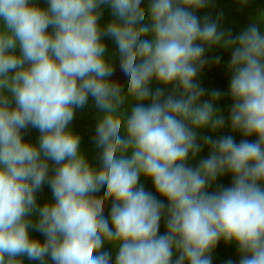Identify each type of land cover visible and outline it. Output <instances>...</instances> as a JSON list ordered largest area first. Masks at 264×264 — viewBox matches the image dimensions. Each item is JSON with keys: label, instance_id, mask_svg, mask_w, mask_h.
Segmentation results:
<instances>
[{"label": "clouds", "instance_id": "1", "mask_svg": "<svg viewBox=\"0 0 264 264\" xmlns=\"http://www.w3.org/2000/svg\"><path fill=\"white\" fill-rule=\"evenodd\" d=\"M46 4L0 0V264H111L113 254L115 264H212L221 240L235 243L239 264H264V11L233 36L220 28L222 13L196 14L209 0ZM103 6L113 19L101 27ZM102 37L117 46L123 85L109 79L115 66ZM215 47L231 50V129L257 139L204 136L210 154L193 168L198 130L226 124L214 107L221 91L202 100L197 80ZM153 79L171 92L153 91ZM89 97L102 113L93 137L99 168L70 128ZM30 127L38 144L23 138ZM226 173L231 186L209 192ZM141 175L167 204L139 184ZM45 183L54 202L40 206Z\"/></svg>", "mask_w": 264, "mask_h": 264}, {"label": "trees", "instance_id": "2", "mask_svg": "<svg viewBox=\"0 0 264 264\" xmlns=\"http://www.w3.org/2000/svg\"><path fill=\"white\" fill-rule=\"evenodd\" d=\"M41 7H46V0H37ZM148 0H142V5L147 6ZM103 15L100 18V25L104 27L109 23L113 17L111 14L110 8L107 6H103L102 8ZM261 11H264V0H250V3L247 5H241L238 0H209V5L197 11V15L203 18L205 15L209 16L213 20L222 13V17L220 20V28L222 30H231L233 36L239 34L244 28H246L249 23L252 21L254 17H256ZM51 31V28L49 29ZM261 31L264 33V25L261 26ZM105 45H106V54L111 57V61L115 65H119V53L117 50V46L115 42L109 37H102ZM214 56H220L221 60L219 64H215L211 61V58ZM205 57L209 60V63L205 65V67L200 71L197 76V80L199 81L201 87L206 90L205 96L202 98L208 99L209 94L212 90H220L222 93L221 99L217 101L214 105L215 108L221 111V114L224 116L226 120V124L223 128L218 129L216 131L211 130V128H202L198 130V138L197 142L202 145V150L197 154L196 157L189 156L187 161L188 165L195 168L200 160L206 158L210 154V149L208 146L203 144V140L201 139L204 136H211L213 139H216L221 136L232 135L237 143H239L242 139H248L249 141H255L257 139L256 136L251 137H244L241 133L234 132L231 129L230 122H229V114H230V107L232 104V100L230 95H228L229 89V81H230V72L228 71L227 65L230 61L231 57V50L224 49L222 47H215L209 50H206ZM125 81L123 84L126 83L127 77L125 76ZM151 89L155 91L156 88H164L165 94H169L172 90V86H164L158 83L155 79L151 82L150 85ZM94 107L95 104L93 103ZM90 105H86L82 109L75 110V117L70 124V128L75 134H78L81 138L80 149L82 153L85 155L87 161L90 165H94L93 160H96V152L99 150L95 146L87 145L88 142L93 141V137L95 135V128H96V118L95 113L100 112L99 109L96 108L94 112H92L93 108ZM126 108L130 113V104H126L122 106ZM23 132V130H22ZM40 133L38 130L34 128H29L26 132H23V138L25 141L31 142L33 144H38V137ZM88 149L89 151H86ZM50 165V175L51 169L55 167V165L49 161ZM139 182L143 185L144 189L157 197V199H161L167 204L165 198L161 197L155 190L153 182L151 179L146 178L145 176L141 175L139 178ZM232 184V176L231 174H224L217 178V180L208 188L209 192L215 191L218 186L229 187ZM106 187V185H105ZM41 190H47L52 194L51 188L47 183H45ZM39 192V191H38ZM37 195H40L39 193ZM100 194H103L100 190ZM42 206L41 201H37ZM111 200H109L108 206L104 215L106 218H109ZM36 216V215H35ZM111 226V224H110ZM35 231L34 229H29V232ZM167 231L164 219L162 218L159 228V234L163 235ZM35 234L34 236H36ZM45 237L43 236V240ZM106 249L110 250V246L106 245ZM178 254H174L173 259L177 258ZM212 256V264H226L228 260H232L233 264H239V253L237 250V246L235 243L226 244L223 240H221L216 248L211 253ZM32 261L29 260L27 257L23 258V264H31ZM111 264H115V255L112 256Z\"/></svg>", "mask_w": 264, "mask_h": 264}, {"label": "rangeland", "instance_id": "3", "mask_svg": "<svg viewBox=\"0 0 264 264\" xmlns=\"http://www.w3.org/2000/svg\"><path fill=\"white\" fill-rule=\"evenodd\" d=\"M105 55H106V57L111 61V57H110L109 55H107V54H105ZM111 62H112V61H111ZM114 66H115V72H114V75H113L112 77H110L109 79L112 80V81H114V82H119L120 84L123 85V83H124V81H125V78H124L125 76H124L123 73L120 71V67H119V65H115V64H114ZM93 103H94L93 99H92L91 97H89V100H88V103H87V104L90 105L91 107H94ZM95 110H96V107L93 108L92 112H94ZM100 115H102V113H99V112H96V113H95L96 122H97V119H98V117H99ZM87 145H91V146H95V147H96V145L93 143V141L88 142ZM96 148H97V147H96ZM86 151H89V150L86 149ZM100 152H101L100 149L97 150V152H96V154H95V155H96V160H93V161H95V162H94V165H93V167H95V168H99V167L101 166V164H100V159H99V157H100ZM139 184H140V182H139ZM102 189H103V192L106 191V187H105V186H103V187L101 188V191H102ZM38 193H39L40 195H37V194H36V196H37V201H41V202H42V205H43L45 202H54L53 195H52L50 192H48L47 190H39ZM95 195L98 196V197L103 196V194H100L99 192L96 193ZM108 203H109V201H107L106 204H105L104 212L106 211V208H107V206H108ZM38 205H40V203H39ZM32 218H33L34 222H35V220L38 219V217L35 216V214L33 215ZM29 234H30V236H31L32 238H36V239H39V240L43 241V235H42L40 232H38V231H37V232L31 231V232H29ZM35 234H37V235L34 236ZM31 264H38V262H37V261H32Z\"/></svg>", "mask_w": 264, "mask_h": 264}]
</instances>
